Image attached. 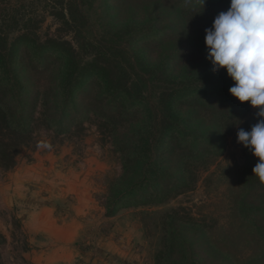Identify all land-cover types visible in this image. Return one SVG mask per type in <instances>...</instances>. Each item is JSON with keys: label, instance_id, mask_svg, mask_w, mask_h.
Wrapping results in <instances>:
<instances>
[{"label": "trees", "instance_id": "trees-1", "mask_svg": "<svg viewBox=\"0 0 264 264\" xmlns=\"http://www.w3.org/2000/svg\"><path fill=\"white\" fill-rule=\"evenodd\" d=\"M39 1L32 11L0 9V165L14 167L41 128L83 131L88 122L110 138L122 164L102 203L107 217L161 205L189 188L194 172L222 153V126L241 112L229 91L234 81L226 68L212 71L205 43L230 0H117L100 33L88 12L95 0ZM45 14L58 26L43 37ZM244 150L243 177L257 202L244 195L236 211L257 227L264 181L253 173L258 158ZM163 230L156 264H229L186 209L166 213Z\"/></svg>", "mask_w": 264, "mask_h": 264}, {"label": "rangeland", "instance_id": "rangeland-1", "mask_svg": "<svg viewBox=\"0 0 264 264\" xmlns=\"http://www.w3.org/2000/svg\"><path fill=\"white\" fill-rule=\"evenodd\" d=\"M125 1L126 5L145 6L159 3L169 6L174 0ZM117 0H95L88 8L93 30L100 33L106 27L107 14ZM26 5L28 10L41 7L38 0H0V9L6 5ZM58 24L45 14L40 29L45 37L56 32ZM241 112L231 118L222 127L221 141L223 151L212 155L206 168L196 170L190 187L161 205L136 206L122 209L133 213L131 217L144 234L142 245L145 264H156V254L163 245V223L166 213L186 209L197 222L206 228L213 245L227 256L229 264H264V215L259 216L258 226L241 219L236 211L238 200L248 194L247 199L255 200L256 189L247 187L243 172L247 166L244 145L238 142V131L246 130L258 111L249 102H242ZM84 129L71 128L65 133L41 128L34 133L29 146L19 154L11 169L0 165V264H35V246L24 224L23 208L18 190L10 188L11 183L26 181L24 188L33 191L32 186H40L49 174L55 172V166L63 163L72 168L73 174H79L75 168L85 165V179L90 183L94 202L106 213L102 203L107 196L108 186L114 176L121 173L122 164L118 152L114 150L110 138L104 136L93 123L84 122ZM54 163L53 170H49ZM26 186V187H25ZM20 190V191H25ZM35 190V189H34ZM92 225L108 232L111 222L99 215V210L87 214ZM128 216H125L127 219ZM250 217V216H249ZM82 242L77 241V245ZM81 249L93 251L94 244H81ZM94 257V255L92 256ZM92 264V260L88 261Z\"/></svg>", "mask_w": 264, "mask_h": 264}, {"label": "crops", "instance_id": "crops-1", "mask_svg": "<svg viewBox=\"0 0 264 264\" xmlns=\"http://www.w3.org/2000/svg\"><path fill=\"white\" fill-rule=\"evenodd\" d=\"M53 165L47 169L53 170ZM56 165L55 172L41 184V190L32 186L35 188L30 192L24 188L26 181L20 180L9 185L18 190L21 198L24 224L36 248L33 262L89 264L91 258L92 264H145L144 234L131 217L132 211L121 210L116 216L107 217L94 202L84 175L85 165L75 168L79 174H73L72 168L63 163ZM94 210L111 222L108 232L93 229L96 227L87 214ZM77 241L85 245L93 243L94 250H82Z\"/></svg>", "mask_w": 264, "mask_h": 264}, {"label": "clouds", "instance_id": "clouds-1", "mask_svg": "<svg viewBox=\"0 0 264 264\" xmlns=\"http://www.w3.org/2000/svg\"><path fill=\"white\" fill-rule=\"evenodd\" d=\"M207 58L212 71L226 68L234 81L231 95L258 108L264 117V0H230L227 11L220 12L206 29ZM238 142L258 158L254 175L264 181V119L250 131L241 128Z\"/></svg>", "mask_w": 264, "mask_h": 264}]
</instances>
